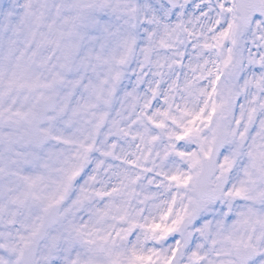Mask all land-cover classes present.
Masks as SVG:
<instances>
[{"label":"snow or ice","instance_id":"obj_1","mask_svg":"<svg viewBox=\"0 0 264 264\" xmlns=\"http://www.w3.org/2000/svg\"><path fill=\"white\" fill-rule=\"evenodd\" d=\"M0 264H264V0H0Z\"/></svg>","mask_w":264,"mask_h":264}]
</instances>
